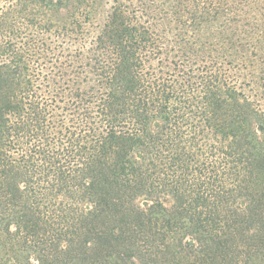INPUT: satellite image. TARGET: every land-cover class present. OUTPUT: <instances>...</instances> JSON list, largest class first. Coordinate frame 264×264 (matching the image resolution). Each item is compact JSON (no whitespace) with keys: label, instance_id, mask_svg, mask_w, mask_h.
I'll return each instance as SVG.
<instances>
[{"label":"trees","instance_id":"trees-1","mask_svg":"<svg viewBox=\"0 0 264 264\" xmlns=\"http://www.w3.org/2000/svg\"><path fill=\"white\" fill-rule=\"evenodd\" d=\"M262 25L264 0H0V264H264Z\"/></svg>","mask_w":264,"mask_h":264},{"label":"rangeland","instance_id":"rangeland-1","mask_svg":"<svg viewBox=\"0 0 264 264\" xmlns=\"http://www.w3.org/2000/svg\"><path fill=\"white\" fill-rule=\"evenodd\" d=\"M264 33V25H262L259 29V31L257 33H255L254 35H252V37L250 38V41L252 43H256L257 44V53H260V49L264 48V42L262 41V43H259V38L260 36ZM243 62L237 64V71L242 74V75H249L248 73L253 69V66L250 67L249 70H247L246 68H244L242 65ZM263 109H264V99H263V103H261Z\"/></svg>","mask_w":264,"mask_h":264}]
</instances>
